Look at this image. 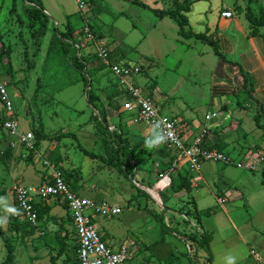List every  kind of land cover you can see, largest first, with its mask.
<instances>
[{
    "label": "rangeland",
    "instance_id": "rangeland-1",
    "mask_svg": "<svg viewBox=\"0 0 264 264\" xmlns=\"http://www.w3.org/2000/svg\"><path fill=\"white\" fill-rule=\"evenodd\" d=\"M40 1L49 21L45 28L36 25L31 29L23 13L28 3L17 0L16 12L10 14L13 0H0V33L4 47H9L11 51L12 61L11 75L0 65V79L8 82V96L21 130L37 128V120L41 118L47 135L70 133L75 136L58 142H40L38 151L48 156L49 160L59 157L65 161V168L61 169L72 190L80 189L84 191L80 192L83 197L121 208L119 215L99 217L95 223L98 228H104L116 244H134L137 253L126 264H207V252L189 239L199 237L200 229L211 236V264H226L228 256L235 257V264H264V162L256 172L233 165L203 162L198 172L190 173V179L197 187L190 193L172 191L168 185L164 158L146 144L149 135L145 133L144 140L137 142L136 137L140 134L133 131L145 127L133 116L122 113L126 97L117 89L109 70L106 68L90 75L92 91L99 98L95 103L96 109H93L87 103L85 90L88 88H85L80 72L71 66L67 58L59 55L54 28L65 31L66 16H70L74 26L83 22L79 21L81 12L75 0ZM82 1L85 7L81 10V18L100 35L98 46L101 44L108 50L112 48L110 51H115L116 62L124 60L129 65L140 67L141 73L135 76L134 84L143 94L152 91L156 95L154 100L159 97L161 113L175 119L192 117L199 122L205 120L207 112L213 113L210 110L213 105L208 103L212 67L207 61L208 58L216 59L213 48L198 40L181 39L173 21L164 17L161 22L153 13V10L170 8L174 0H137L145 6L136 5L132 0ZM189 1L194 10L191 15V22L194 23L199 7L212 11L223 5L244 8L253 6L256 0ZM79 35L73 37L76 45L72 46L71 52L77 49V56L85 60L89 73L101 61L92 44L77 40ZM187 44L192 46L190 53H196L200 47L209 50L208 54L201 56L206 58L204 66H197L199 72L193 77L185 74V61L181 62V66L176 64L177 58L188 52ZM37 80L41 89L38 97L33 99ZM152 85L155 89L149 88ZM106 110L113 117L107 120L108 129L102 125V134L97 131L96 125L102 117H106ZM228 115L234 116L233 112ZM218 120L221 118L205 122L210 124ZM241 129L247 134L246 144L255 143L260 147L249 149V156L264 154V130L255 128L247 119ZM105 130L110 133L120 131L129 137L135 153V175L131 180L77 148L79 143L88 152L103 154V136L112 139V135L106 134ZM227 155L236 162L243 159L238 155L234 157L232 153ZM15 162L13 171L5 170L0 163V179L4 178L0 183V217L3 233L14 245L13 264H78L73 237L63 259L56 262L58 257L42 254L41 249L37 251L38 247L34 248V243L42 237H32L39 230L37 224L22 227L19 223L20 228L15 230L14 213H9L4 206L6 203L14 208L8 186L18 183L37 185L40 176L38 171L30 168L34 164L32 160L17 156ZM186 171V166H183L181 173ZM78 181L81 183L79 189L75 188ZM60 210L63 211L62 207ZM147 210L163 214L168 226L165 234H161L160 224ZM196 214L200 217L199 223ZM188 255L193 262L189 261ZM5 256L6 248L0 239V264Z\"/></svg>",
    "mask_w": 264,
    "mask_h": 264
},
{
    "label": "crops",
    "instance_id": "crops-1",
    "mask_svg": "<svg viewBox=\"0 0 264 264\" xmlns=\"http://www.w3.org/2000/svg\"><path fill=\"white\" fill-rule=\"evenodd\" d=\"M29 6L31 5L29 4ZM226 10L232 13L233 15L232 18L226 19L221 17V13ZM247 10H250L252 12V14L254 15V20L257 22L259 20L260 14L262 13L264 14V0H256L253 6L249 5V7H244V8L240 5L237 6V8L236 7L234 8V6L230 7L223 5L222 7H219L217 10L212 11L211 9H205V7H199V10L195 12L196 17L194 23L191 22V15L193 14L194 11L193 8H191L190 6L189 12L185 13V16L187 17L188 20V26L185 27V31L190 30L197 34H202V33L205 34L211 41L217 44L219 52L226 60L235 62L238 66L228 64L222 61L217 56L216 59L214 60L213 59L211 60L209 58L207 59V61L210 62V67H212V70L210 71L212 84L209 88L208 103L210 106L213 105V108H211L210 110H212L213 113L218 114L216 118H221V120L208 124L207 122H205L206 120H201L199 122L198 119L192 117H186L185 119L184 118L178 119L176 117L180 124L181 135L185 140L191 141V139L195 137L203 127H207L208 133L205 139V144L207 146H210L211 148H215L218 150L221 149L220 151L223 153L226 152L227 154L232 153L234 157L238 155L241 158L245 156H249L248 151L251 148L260 149V147H258L255 143H252L251 145L246 144L247 134L242 132L241 125L247 119L256 128L254 122V116L259 109H261V114H262L260 118V123L264 125V26L263 25L256 26L255 27L256 33L251 34L252 26L246 18ZM67 17L68 16H66V21H67ZM79 17H80L79 21L82 20L83 22H81V25L79 26H74L69 16V21L71 22V25L75 30L74 37H76V35L79 33V30L82 28V26L85 23L84 20L81 18L82 17L81 13ZM165 18H169V17H165ZM170 20L173 21V23L177 26L178 28L177 34L179 35L178 33L179 27L177 23L173 19ZM162 21L163 19H161V22ZM80 36L81 35H79L77 40L80 39ZM180 38L184 39L181 36ZM186 46L188 48L187 49L188 52H184L183 53L184 55H182L180 58H177L176 64H178V66H181V62L185 61V63L187 64V69L185 71V74H188L191 77H193L196 76L197 73L199 72L197 70V66H204L203 61L206 58H203L201 56L203 54H208L209 50H205V48L200 47L196 53H190L189 51L191 49L190 48L191 44H187ZM111 49L112 48H110V50ZM110 50H109V58L111 53ZM110 60L111 62H116L118 59L113 56L110 58ZM121 63L128 64L124 60L121 61ZM240 69L241 72H243L247 78V85H245L244 78L240 73ZM207 71H208V67H207ZM134 80L135 77H133V82ZM149 88L155 89V86L152 85L149 86ZM248 89L250 90L248 91ZM144 95L149 96L153 100L154 97L156 96L152 91H148V93H144ZM158 98L154 100L157 106H159L160 105L159 102H161L160 99ZM244 111L246 112L244 113ZM230 112H233L234 114L233 117L228 115ZM122 113L128 114L126 112H122ZM105 114L107 120H110L111 117H113L109 114L108 110H106ZM128 115L132 116L131 114ZM206 115H209V112H207L205 116ZM3 116H4L3 110L0 105V118ZM229 116L230 118L227 119ZM14 118L17 119V115L15 112H14ZM144 127H145L144 129H139V127L137 126L139 130L133 131L134 133L138 132V134H140V136L138 137L133 135L134 137H136L138 143L144 140L143 135H145V133L146 135H150L152 131L151 128L146 126ZM142 130H144V132ZM251 132H253V130ZM0 147L2 148V151H0V163L4 165L5 170L12 169L13 171L15 169L13 166L16 165L15 159L17 158V156L23 158L21 156L20 150L19 149L12 150L10 152V157H7L6 154L3 153V151L7 149L5 148V144H2V146ZM153 149L158 151V149H156L155 147H153ZM102 151L104 154V150ZM42 154L43 153L42 152L40 153L37 149V154H35V156L33 155L34 158L32 159V162L34 164L30 165V168H33L34 170L40 173L39 183L37 185L49 181L48 170H46L43 167L41 161L42 159L47 160L48 156L46 155L43 156ZM103 154H98V155H103ZM38 156L40 160H38ZM172 156L174 157L173 152L170 153V157ZM59 159L61 160V158ZM163 160L165 161V163H167L169 161V157L164 158ZM64 164H65L64 160L60 161L57 168H61V167L65 168ZM175 166L179 171L180 169L181 172L183 171L182 167L184 165L182 163L180 164L175 163ZM10 177L13 178L11 174ZM2 179L4 178L0 179V183H3ZM14 180L15 179H13L12 181ZM191 183L193 184L192 181ZM18 184H13V186L11 185L8 186L9 192L12 195L13 204H14L13 188ZM80 185L81 183L80 181H78L77 187L75 188L79 189ZM73 190L78 195H80V192L81 193L84 192L80 189L75 191V189L73 188ZM90 200L97 202L96 200L93 199ZM38 204L40 207L39 209L42 210L45 215L37 223V225L39 226V230L38 231L36 230V232L32 236L33 238L40 235L42 236L40 238L41 241L38 240V242L34 243V248L38 247L37 251H40L39 249H41L43 251L42 254L49 253L51 257L54 258L58 257L59 259L56 260V262H58L60 259H63V257L65 256L67 245L71 244L72 237L74 239L73 245H77L75 230L73 227L71 217L69 216L65 205L58 199L50 198L48 200L40 201L38 202ZM61 207L63 211L60 210ZM50 217L51 220L48 219ZM0 219H2V217H0ZM96 219H94L93 222L101 234L100 236L102 241H104L109 248L113 250H117L120 244L119 245L116 244L113 239L109 238L110 236H108L104 228L103 229L98 228L97 224L95 223ZM200 230H201L200 232L202 233L203 230L202 229ZM58 238L61 241H58ZM47 246H48V250H45ZM134 248L137 249L135 246ZM30 257L31 256L29 254V258Z\"/></svg>",
    "mask_w": 264,
    "mask_h": 264
},
{
    "label": "built area",
    "instance_id": "built-area-1",
    "mask_svg": "<svg viewBox=\"0 0 264 264\" xmlns=\"http://www.w3.org/2000/svg\"><path fill=\"white\" fill-rule=\"evenodd\" d=\"M75 3L81 14H83L81 11L85 7L83 1L75 0ZM232 16V13L228 10L221 13L222 18L229 19ZM79 33L85 42L92 44L95 48L94 53L109 70L118 86L124 90L126 99L121 111L131 114L137 122L146 127L153 129V127L158 126L163 130L166 140L155 146L156 149L164 147L169 149L174 153L176 163H182L190 173L198 172L203 162L233 165L250 172L258 171L259 167L263 165L264 154L245 156L242 157L241 161L236 162L220 150L207 146L205 144L208 133L207 127H203L191 141L185 140L180 132L179 121L161 113L154 100L144 95L135 86L133 77L141 73L140 67L111 62L109 50L101 44L98 46L100 40L96 37L88 22L84 23ZM1 47L0 44V51ZM7 87L8 83L0 79V105L4 115L0 118V146L5 144L7 149H19L23 158L28 157L30 154L35 156L37 154L35 136L31 129L28 131L20 129L18 120L14 118ZM217 116L218 114L212 113L206 115L205 120L209 121ZM0 151H2L1 147ZM38 160H40L39 156ZM41 161L43 167L48 170L49 181L39 185H16L13 188V197L17 211L13 214V217L20 221L36 224L37 211L35 205L50 198L58 199L65 205L73 223L78 245L77 259L79 264H126L132 260L137 251L133 244L123 242L117 250L109 248L102 241L100 233L93 222L98 217L117 216L121 213V208L106 202H95L78 195L66 184L62 172L56 166L50 164L46 159ZM218 202L221 203V200H218Z\"/></svg>",
    "mask_w": 264,
    "mask_h": 264
},
{
    "label": "trees",
    "instance_id": "trees-1",
    "mask_svg": "<svg viewBox=\"0 0 264 264\" xmlns=\"http://www.w3.org/2000/svg\"><path fill=\"white\" fill-rule=\"evenodd\" d=\"M16 1L17 0H13V4L11 6V9L9 10L10 14H13L16 12ZM25 3L30 4L31 6H27L24 9V16L26 17L27 21H28V27L33 29L36 27V25H39L40 27H46V23L49 21L47 15L44 13L43 7H42V3L40 0H23ZM132 3L136 4V5H140V6H145L141 3H139L137 0H132ZM192 2H190L189 0H174L173 4L170 8L166 9V10H153L154 15H156L157 17H159L160 19L164 18V17H169L170 19H173L178 27H179V35L184 38V39H195L198 41H201L205 44L210 45L213 50H214V54L219 57L222 61L234 65V66H238L235 62H231L226 60L221 53L218 50V46L216 43H214L213 41H211L205 34H197L194 33L190 30L185 31V27L188 26V20L187 17L185 16V13L189 12V7L191 5ZM246 18L249 21V23L252 26V31L251 34H255L256 33V29L255 27L258 25H263L264 26V14H260L259 16V20L256 22L254 20V15L252 14V12L250 10L246 11ZM19 21H21V18H19ZM65 31H59L57 28H54V33L53 35L56 37L55 40L59 45V55L61 57H65L68 59L69 63L71 64V66L80 72L81 74V78H82V82L85 86V88H88V90H85V97L87 100V103L89 106L93 107V109L95 108V103L99 100L98 96L96 94L93 93L92 88H91V81H90V75L100 72L104 69H106L105 65L98 64V66L94 67L92 71H88L86 70V62L85 60H82L81 58H79V56H77V49H75V52L72 53L71 49L72 46L76 45L73 42V37H74V28L71 25V22L69 21V16L67 17V21L65 23ZM94 34L96 35V37L100 40L101 37L99 34H97L96 32H94ZM78 41H84L82 36H80V39ZM0 44H1V51H0V65L2 67V69H4V71L8 74L11 75L12 74V61H11V51L9 49V47H4L3 42H2V35L0 33ZM113 53H115V51H111L110 53V58L113 57ZM24 56L27 57L26 52H24ZM116 63H121V62H116ZM240 73L244 78V82L245 85H247V78L245 76V74L243 72H241L240 69ZM89 74V75H88ZM117 85V89L120 91V93H122L123 96H125V92L122 88H120ZM41 89V84L39 83V80H37L36 82V88L33 92V99H36L38 97L39 91ZM250 89H248L249 91ZM126 97V96H125ZM261 109H259L255 116H254V122H255V126L258 129H264V125L260 123V118H261ZM37 125L38 127H32L31 131L33 132L34 136H35V147L36 149H38L39 147V143L41 141H60L62 138H68V137H75L70 133H62V134H56V135H52L49 136L44 132V124L41 120V118H39L37 120ZM102 125L107 126V119L106 117H102L101 122L97 123L96 125V129L98 132L104 134V132L102 131ZM107 131V132H106ZM106 134L110 133L108 132V130H105ZM112 135V139L107 137V136H103V147H104V154L103 155H98V154H94L92 152H88L87 150H85L81 145H77V148L84 153L87 156H90L93 159H98L100 161H102L106 166L111 167L113 169H115L118 173H120L123 177L131 180L135 173V164H134V157H135V153L133 151V149L131 148V144L129 142V138L127 137V135H125L124 133L120 132V131H113L110 133ZM210 147V146H209ZM221 150V149H220ZM12 150L11 149H6L5 151H3L4 154H6L7 157H10V152ZM158 152L160 155H162L163 158H167L169 157L170 154V150L167 149L166 147L158 149ZM32 160L33 159V154H30L28 157L25 158ZM47 161L50 164H54L56 167L59 165L60 163V159L59 158H53L51 160H49V157H47ZM175 158L169 157V161L166 163V169L165 172L167 173V179H168V185L171 188L172 191H174L175 193H180L182 191H185L187 193H190L192 191L194 187V185L191 183V179H190V172L186 171L185 174H182L181 171H179L176 166H175ZM65 179L66 184L71 187L70 182L68 181L66 175L64 174V172L62 171L61 168H58ZM262 176L264 177V173H262ZM262 183L264 184V179L262 181ZM74 191V190H73ZM194 204V209L196 211V204L193 201ZM36 211H37V222L39 220H41L43 218V216L45 215L43 213L42 210H40L39 208V204L37 203L35 205ZM155 219L156 221L160 224L161 227V234H165L166 229L168 228V226L166 225V223L164 222V216L163 214H157L155 212H151L149 210H147ZM197 217V222H200V217L198 214H196ZM15 221V230L17 231L20 226L19 223H22V227L26 225V227L28 226H32L31 223L27 222V221H20L16 218H13ZM51 220V217L48 218ZM36 222V224H37ZM0 239L3 241L5 248H6V256L5 259L1 262V264H13L14 259H15V249H14V245L12 243V240L8 237H6L3 233L2 230V221L0 219ZM194 244L197 245L198 248L200 249H204L208 256H207V264H211L212 262V255L210 252V242H211V236L206 233L205 231H202V233H200L199 237H190L189 238ZM58 241H61L58 238ZM77 249H78V245H76ZM189 249H191L189 247ZM189 259L190 262H193V260L190 258V256L188 255L187 257ZM52 262L54 261L52 258L50 259ZM77 262L79 264V261L77 259Z\"/></svg>",
    "mask_w": 264,
    "mask_h": 264
},
{
    "label": "clouds",
    "instance_id": "clouds-1",
    "mask_svg": "<svg viewBox=\"0 0 264 264\" xmlns=\"http://www.w3.org/2000/svg\"><path fill=\"white\" fill-rule=\"evenodd\" d=\"M165 140H166V137H165L163 130H161L158 126H156V127H153L150 135L147 137L146 144L149 147H155L165 142ZM4 206L7 208V211L9 213H15L17 211L15 208L8 206L6 203ZM226 264H235V257L233 256L226 257Z\"/></svg>",
    "mask_w": 264,
    "mask_h": 264
}]
</instances>
